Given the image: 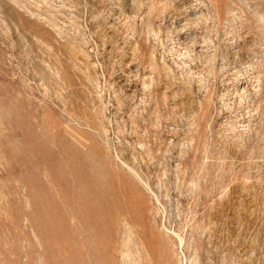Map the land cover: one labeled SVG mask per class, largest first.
Listing matches in <instances>:
<instances>
[{
	"label": "rangeland",
	"instance_id": "374dc122",
	"mask_svg": "<svg viewBox=\"0 0 264 264\" xmlns=\"http://www.w3.org/2000/svg\"><path fill=\"white\" fill-rule=\"evenodd\" d=\"M0 264H264V0H0Z\"/></svg>",
	"mask_w": 264,
	"mask_h": 264
},
{
	"label": "bare ground",
	"instance_id": "6f19581e",
	"mask_svg": "<svg viewBox=\"0 0 264 264\" xmlns=\"http://www.w3.org/2000/svg\"><path fill=\"white\" fill-rule=\"evenodd\" d=\"M81 169H82V168H81ZM133 169H134V168H133ZM132 172H133V174H134L135 176H139L138 172H136V171H134V170H132ZM132 172H131V173H132ZM134 178H135V177H134ZM138 178H139V177H138ZM112 180H113V179H112ZM133 180H134V179H133ZM133 180H132V182H133ZM113 182H114V181H113ZM128 182H129V181H128ZM129 184H130V183H129ZM127 185H128V184H127ZM127 185H126V186H127Z\"/></svg>",
	"mask_w": 264,
	"mask_h": 264
}]
</instances>
